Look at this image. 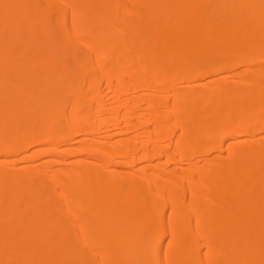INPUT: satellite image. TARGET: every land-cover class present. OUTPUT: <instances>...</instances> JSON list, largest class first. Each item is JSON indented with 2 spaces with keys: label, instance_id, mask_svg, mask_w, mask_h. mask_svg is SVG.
Wrapping results in <instances>:
<instances>
[{
  "label": "bare ground",
  "instance_id": "6f19581e",
  "mask_svg": "<svg viewBox=\"0 0 264 264\" xmlns=\"http://www.w3.org/2000/svg\"><path fill=\"white\" fill-rule=\"evenodd\" d=\"M0 264H264V0H0Z\"/></svg>",
  "mask_w": 264,
  "mask_h": 264
},
{
  "label": "rangeland",
  "instance_id": "374dc122",
  "mask_svg": "<svg viewBox=\"0 0 264 264\" xmlns=\"http://www.w3.org/2000/svg\"><path fill=\"white\" fill-rule=\"evenodd\" d=\"M184 91L186 92V90L188 91V92H191V91H194V90H196L197 88H190V87H188V85H184ZM221 91H222V87H217L216 88V94H218V93H221Z\"/></svg>",
  "mask_w": 264,
  "mask_h": 264
}]
</instances>
